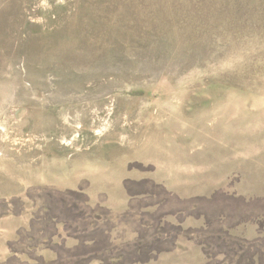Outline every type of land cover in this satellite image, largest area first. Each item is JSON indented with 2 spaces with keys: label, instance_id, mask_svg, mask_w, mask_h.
<instances>
[{
  "label": "rangeland",
  "instance_id": "obj_1",
  "mask_svg": "<svg viewBox=\"0 0 264 264\" xmlns=\"http://www.w3.org/2000/svg\"><path fill=\"white\" fill-rule=\"evenodd\" d=\"M123 167L171 181L119 184ZM120 188L153 218L89 204ZM247 208L264 217V0H0V264L92 258L130 230L127 260L180 237L206 264H264L223 227ZM188 217L210 230L172 224ZM58 225L98 246L51 244Z\"/></svg>",
  "mask_w": 264,
  "mask_h": 264
},
{
  "label": "crops",
  "instance_id": "obj_2",
  "mask_svg": "<svg viewBox=\"0 0 264 264\" xmlns=\"http://www.w3.org/2000/svg\"><path fill=\"white\" fill-rule=\"evenodd\" d=\"M171 179L168 177V174H161L154 170L149 169H130L127 167H123L120 170L118 175L117 182L122 184L124 182L131 183H140V184H151V183H167L170 182ZM90 198L89 204L95 208L105 207L111 213L115 214L118 217H129L130 219H140V218H153L156 214V207H142L137 208L135 203L139 201H143L144 199H148L151 195H130L126 190L120 188L117 193V196L112 198L107 197V199L103 202L100 199V195L95 192L88 193ZM197 195L185 196V197H195ZM250 198V197H248ZM245 215V214H244ZM246 218L243 217L241 221L236 224H228V217H224L227 221L224 224V229L228 236L230 237H240L245 245L249 246H258L259 248H263V258H264V225L260 223L261 218L258 217L256 221H252L250 216V209L247 208ZM207 219L204 217H188L184 222L173 223L178 227H182L184 229H193L199 230V232H207L210 230V225L206 221ZM171 222L163 218V223L161 226L163 227L165 224ZM141 228L148 230L153 229L152 223L146 222L142 223ZM20 229V227L11 228L8 230L10 233V240L5 237V241H14V236L16 232ZM58 233L60 234L59 241L52 239L51 244L61 246L66 249V251L74 252L81 247L90 248L98 246V241L96 239H79L76 237H71L66 235V237H62L61 231L63 228L58 225L57 227ZM122 228L118 225V233ZM2 231V230H1ZM117 231V229H114ZM113 231V232H114ZM131 233H135L131 238L125 240L122 239L119 235L118 238L110 237L108 239L109 248L104 253L98 252L95 257L88 258L91 254L86 253L81 258L78 256H69L67 258L68 264H206L207 263V255L204 251V244L198 242V239L192 238L188 239L187 242H184L178 237L175 239L172 248L170 250L165 251H151L150 256L143 261L140 260H127L125 258V254L123 252L124 245H130L132 243L137 242L138 230L132 231ZM2 233V232H1ZM116 233V232H115ZM113 235V233H112ZM195 236V234H194ZM47 242L46 239L43 240L42 245ZM131 243V244H130ZM5 244V243H4ZM2 244V246H4ZM40 256L42 257L43 263H51V264H61L63 263V258L58 251L53 249H44L40 252ZM79 259V260H78ZM260 263V262H259Z\"/></svg>",
  "mask_w": 264,
  "mask_h": 264
}]
</instances>
